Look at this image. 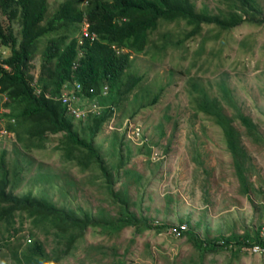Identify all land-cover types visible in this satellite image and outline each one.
Segmentation results:
<instances>
[{
    "label": "rangeland",
    "instance_id": "374dc122",
    "mask_svg": "<svg viewBox=\"0 0 264 264\" xmlns=\"http://www.w3.org/2000/svg\"><path fill=\"white\" fill-rule=\"evenodd\" d=\"M59 1L47 0L48 13ZM192 1L198 8L205 4L211 12L225 7L222 0ZM257 1L264 15V0ZM9 11L0 5V22L4 27L11 24L13 33L20 39V16L10 19ZM159 23L150 34L147 46L141 52L130 54L132 65L126 76L140 75V82L106 117L92 140L108 168L114 165L110 169L111 186L122 193L121 190H126L129 209L145 214L154 222H164L168 227L136 232L127 226L116 235L88 227L76 242V248L60 257L58 264H116L120 259L125 264H264V252H252L250 247L239 252L237 246L233 247L236 252H202L194 247L188 234H174L175 228L171 226L186 230L191 225L201 237L205 230L208 237L230 232L243 234L258 227H263L264 232V27L244 21L220 31L213 25H203L200 34L185 38L184 32L191 27L183 21L159 20ZM86 26L83 24L81 30ZM165 33L173 40L184 42L162 52L152 49ZM77 38L81 35L77 34ZM43 46L41 41L29 62L31 83L40 71ZM9 55L10 47L0 42V60ZM219 79L227 83L236 103L256 127L255 136L249 138L245 135V126L234 122L248 154L242 182L235 173L221 129L193 103V81L202 83L210 95L218 96ZM155 94L158 98L154 100ZM5 101L3 95L0 151H6L13 192L31 191L48 197L58 206L81 208L94 215L100 212L103 217L117 215L118 206L108 195L98 169L89 167L82 171L73 160H65L63 143L59 142L61 132L47 133L43 146L32 145L37 141L26 139L32 146L25 148L14 132L5 130L8 118L3 115L9 111L3 105ZM93 103L97 104L96 98L75 97L66 107L75 117L78 113L86 118L87 112L103 107H95ZM222 105L225 112H232L225 101ZM78 120L74 118V123ZM80 121V126H76L78 134L88 139L85 124H89V119ZM113 132L120 138L123 135L122 143L116 147L110 143ZM119 154L124 160L115 169ZM125 169L128 171L124 172ZM243 183L248 186L247 191L243 190ZM198 221L201 223L197 224ZM22 228L11 238L12 245L33 241L29 234L32 230L46 251L54 248L53 236L40 233L29 219ZM0 232H7L2 222ZM9 252L7 246L0 249V261L13 264Z\"/></svg>",
    "mask_w": 264,
    "mask_h": 264
},
{
    "label": "trees",
    "instance_id": "16d2710c",
    "mask_svg": "<svg viewBox=\"0 0 264 264\" xmlns=\"http://www.w3.org/2000/svg\"><path fill=\"white\" fill-rule=\"evenodd\" d=\"M224 8H217L219 14H211L208 7L202 4L199 8L192 0H61L51 13H48L47 0H0L2 7H8L10 19L20 16V39L13 33L11 24L2 26L0 22V42L10 47V55L0 60V99L6 96L4 106L8 112L5 129L14 132L17 140L25 148L32 145L43 146L47 133H62L59 140L63 143L65 160H73L80 169L89 167L98 169L102 176L108 195L117 207V215L103 217L83 211L58 206L46 196H37L28 191L15 194L8 178L9 168L6 151H0V222L5 224L7 232H0V249L7 246L13 264H58L60 257L68 255L76 248V242L87 232L88 227L98 228L101 233L116 235L123 227L132 226L134 231L148 229L157 231L168 227L164 222L154 220L143 213L137 214L129 209V196L125 189L115 191L111 186L110 168L100 156L94 145L93 137L102 122L110 116L115 107L126 98V95L137 85L140 75H127L132 65L131 51L141 52L147 46L148 38L159 26V20L172 22L183 21L191 28L184 32L185 38H192L201 33L203 25H213L218 30L230 29L241 22V15H246L245 22L264 27L262 7L257 0H222ZM85 20L89 34L82 36L78 43L77 34L81 33V24ZM44 21V22H43ZM161 42L152 49L166 51L180 46L184 40L171 38L168 33L162 34ZM211 39L215 37H210ZM203 39L202 43L204 44ZM43 60L37 76L36 85L31 83L32 65L29 63L38 51L39 44ZM121 48L128 51L120 52ZM202 48V45H201ZM116 49L119 51L117 52ZM76 64V68L73 65ZM6 65L7 67H5ZM126 77V79H124ZM78 82L82 97H95L101 110H92L83 116L68 113L66 106L54 99L64 88L72 87ZM221 83L218 96H212L202 83L193 81L195 90L193 103L196 109L209 117L222 131L224 143L235 166V173L244 180L248 154L242 136L235 121L245 126V135L255 136V124L243 113L227 83ZM103 85L107 88L103 91ZM39 90H38V89ZM92 89V90H90ZM38 90V91H37ZM49 92V97L45 94ZM88 97L89 99H91ZM158 95H154V100ZM232 109L225 112L222 102ZM83 106L82 104H80ZM74 118L79 119L74 123ZM88 120V139L78 134L76 126L80 120ZM122 138L113 132L110 143L116 147ZM32 142L37 141L35 144ZM26 141V142H24ZM146 145V144H145ZM77 151V152H76ZM118 152V147H117ZM128 155L126 156V158ZM124 156L119 154L115 169L121 167ZM16 162L14 161V164ZM128 170L125 169L124 172ZM118 173V171H117ZM15 186V185H14ZM243 190L248 186L243 183ZM26 219L42 234L53 236L54 248L46 251L42 240L32 230L29 234L33 241L12 245V237L23 228ZM18 226L15 227L14 224ZM189 225V220H186ZM200 224L201 222H196ZM175 234H188L194 247L202 252L227 250L237 252L251 246L264 247L263 227L243 234L230 232L208 237L205 230L199 236L189 225L188 229L171 225ZM195 227V226H193ZM0 264L7 262L0 261ZM116 264H125L120 259Z\"/></svg>",
    "mask_w": 264,
    "mask_h": 264
},
{
    "label": "clouds",
    "instance_id": "9594fccd",
    "mask_svg": "<svg viewBox=\"0 0 264 264\" xmlns=\"http://www.w3.org/2000/svg\"><path fill=\"white\" fill-rule=\"evenodd\" d=\"M60 1H61V0H60ZM60 1H59V2H60ZM59 2H58V3H59ZM208 9H209V8H208ZM208 12L211 13V14H219L217 11H216V12H211L210 9L208 10ZM238 13L241 15V19H242V20H241V22H239L238 24L234 25L233 27H236V26L242 24V23L245 21L244 19H245L246 15H245L244 13H241V12H238ZM180 21H181V20H180ZM83 24H86L85 20H84L83 23L81 24V27H82ZM81 27H80V28H81ZM233 27H231V28H233ZM80 35H81V38H80V39L78 38V43H81V42H82V36H87V35H88L89 37H94L92 34H89V33H88L87 27H86L85 30H81ZM116 51L118 52L119 50L116 49ZM123 51H128V50L125 49V48H121V49H120V52H123ZM5 67H7V66L5 65ZM73 67L76 68V64H74ZM36 80H37V78H36ZM36 80L34 81V83H32L34 86L36 85ZM77 83H78V82L73 83L71 89H70V88H64V87H63V90L61 91V94H60L59 96H54V99L57 100V101H60V103H62V105L66 106L67 103H63V102H62V98H63L64 95L67 94V92L73 90V91L75 92V94H76L78 97H80L81 95L79 96L78 93H79V94H82L81 86H80L79 89L77 90V89H76V84H77ZM78 84L80 85V83H78ZM102 87H103V91H105V89L107 88L106 85H103ZM37 89H38V88H37ZM38 90H39V89H38ZM38 90H37V91H38ZM45 96H46V97H49V96H50V95H49V92H47V93L45 94ZM88 97H90V96H88ZM90 98H91V97H90ZM92 99H95V97H92L90 100H92ZM74 104H75V102H72V105H74ZM96 105H97V107H100V106H103V107H104V106H106V105H100L98 102H97ZM80 106H81V105H80ZM80 106H79V110H78V111H81ZM83 107H84V106H82V108H83ZM103 107H102V108H103ZM66 110H67V107H66ZM70 113H71V112H70ZM87 113H88V112H87ZM72 114H73V113H72ZM76 116H81V115L77 113ZM5 130H6V129H5ZM6 131H7V130H6ZM135 134H136V135H140V133H138V132H135ZM251 251H252V250H251ZM4 264H5V263H4ZM7 264H10V263H7Z\"/></svg>",
    "mask_w": 264,
    "mask_h": 264
},
{
    "label": "built area",
    "instance_id": "2783aa9c",
    "mask_svg": "<svg viewBox=\"0 0 264 264\" xmlns=\"http://www.w3.org/2000/svg\"><path fill=\"white\" fill-rule=\"evenodd\" d=\"M79 87H80V85L77 83V84H76V89L78 90ZM90 90H92V89H90ZM75 97H78V96L75 94V92H74L73 90H72V91H69V92H67L66 95L63 96V98H62V102H63V103H67L71 98H75ZM72 102H74V101H72ZM72 102H71V103H72ZM93 104H94V103H93ZM94 106L97 107L96 104H94ZM263 237H264V233H263ZM251 250H252V252H255V253H257V252H264V247H262V246H258V245H255V246H253V248H251Z\"/></svg>",
    "mask_w": 264,
    "mask_h": 264
}]
</instances>
